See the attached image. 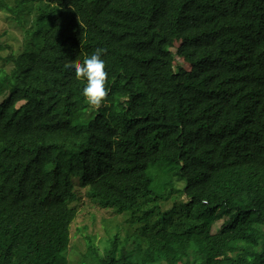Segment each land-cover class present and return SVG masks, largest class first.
<instances>
[{"label":"trees","instance_id":"1","mask_svg":"<svg viewBox=\"0 0 264 264\" xmlns=\"http://www.w3.org/2000/svg\"><path fill=\"white\" fill-rule=\"evenodd\" d=\"M0 12L21 40L0 34V264L21 248L27 264H68L84 193L131 234L122 246L104 220L84 261L194 264L199 241V264H264V0H0ZM98 48L106 95L91 105L71 68Z\"/></svg>","mask_w":264,"mask_h":264},{"label":"rangeland","instance_id":"2","mask_svg":"<svg viewBox=\"0 0 264 264\" xmlns=\"http://www.w3.org/2000/svg\"><path fill=\"white\" fill-rule=\"evenodd\" d=\"M11 1V0H10ZM10 15L5 14L3 12H0V34H3L4 32H7L9 38L13 37V39L8 42L13 45L14 50L18 49V39L20 40V31L18 28H15L14 23L9 20ZM7 19V21H6ZM7 39L3 38L2 42H6ZM180 43H177V46H179ZM178 63L182 65L183 68L189 69L190 65L187 64L184 60L178 59ZM5 101H1L0 104H4ZM21 105V104H20ZM84 203L85 205L82 207L81 211H79L77 219L74 221V223L71 226V241H72V250L69 253L68 256V264H93L92 259H85V255L88 251L87 245H86V235H96L97 236V242L100 239H104L105 236V224L103 221L107 220V225H111L112 227L110 230L116 231L117 234H119L120 240L122 241V246L125 244V242L128 240H131V234L127 230V228L124 226L125 216H115V214L112 211H106V210H99L95 204H93L89 198L86 197V194L84 193ZM96 207H95V206ZM95 214L96 220L94 221L92 219V216ZM103 219V220H102ZM212 232L216 233L220 230L223 220L219 222H209ZM119 225V226H118ZM85 226L87 227V230H85ZM120 226L122 227V231L120 229ZM78 229H81L82 232L80 233ZM134 230V229H133ZM108 231V229H107ZM96 242V243H97ZM97 245L100 246V243L98 242ZM27 251L25 248H21L15 252L16 260L18 264H27L26 261V255ZM191 253H196L197 257L194 256V264H199L201 262L200 256L204 252V246L199 241H193L190 247ZM102 252L100 253V255Z\"/></svg>","mask_w":264,"mask_h":264},{"label":"clouds","instance_id":"3","mask_svg":"<svg viewBox=\"0 0 264 264\" xmlns=\"http://www.w3.org/2000/svg\"><path fill=\"white\" fill-rule=\"evenodd\" d=\"M102 53L103 49L98 48L84 57L81 63H76L71 68L77 80L83 79L81 95L91 105H99L106 95L107 72Z\"/></svg>","mask_w":264,"mask_h":264}]
</instances>
